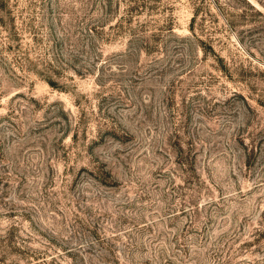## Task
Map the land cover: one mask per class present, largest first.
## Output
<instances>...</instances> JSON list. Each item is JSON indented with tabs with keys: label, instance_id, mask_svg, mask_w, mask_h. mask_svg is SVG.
<instances>
[{
	"label": "rangeland",
	"instance_id": "1",
	"mask_svg": "<svg viewBox=\"0 0 264 264\" xmlns=\"http://www.w3.org/2000/svg\"><path fill=\"white\" fill-rule=\"evenodd\" d=\"M0 264H264V0H0Z\"/></svg>",
	"mask_w": 264,
	"mask_h": 264
}]
</instances>
